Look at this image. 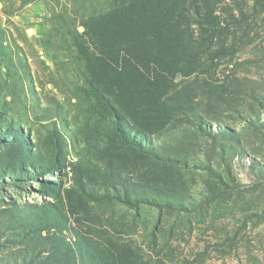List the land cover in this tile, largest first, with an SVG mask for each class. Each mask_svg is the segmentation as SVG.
I'll list each match as a JSON object with an SVG mask.
<instances>
[{
    "label": "rangeland",
    "instance_id": "obj_1",
    "mask_svg": "<svg viewBox=\"0 0 264 264\" xmlns=\"http://www.w3.org/2000/svg\"><path fill=\"white\" fill-rule=\"evenodd\" d=\"M114 1L0 0V264H264V0Z\"/></svg>",
    "mask_w": 264,
    "mask_h": 264
},
{
    "label": "trees",
    "instance_id": "obj_2",
    "mask_svg": "<svg viewBox=\"0 0 264 264\" xmlns=\"http://www.w3.org/2000/svg\"><path fill=\"white\" fill-rule=\"evenodd\" d=\"M118 1L119 0H115L114 3L110 5L109 8L113 12L108 14L109 18L113 16L115 13H119L120 11L121 12L123 11L127 13V15L130 18L136 17L138 21H142L144 18L142 14L155 13L156 3L159 0H120L119 2ZM117 2H118V6H117ZM171 10H173V8H171ZM105 15H107V12L101 14L98 17H95L94 19L103 18L105 17ZM170 27L174 28V25L170 24Z\"/></svg>",
    "mask_w": 264,
    "mask_h": 264
}]
</instances>
